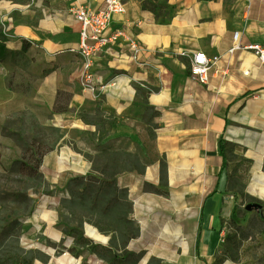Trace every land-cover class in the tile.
<instances>
[{
  "label": "crops",
  "instance_id": "obj_1",
  "mask_svg": "<svg viewBox=\"0 0 264 264\" xmlns=\"http://www.w3.org/2000/svg\"><path fill=\"white\" fill-rule=\"evenodd\" d=\"M104 1L0 0V153L11 145L3 133L5 127L12 133L11 117L19 111L5 77L15 72L35 78L32 102L45 112L40 125L66 131L42 157L47 184L98 175L80 149L81 137L90 136L92 148L111 144L115 154L126 141L144 164L142 172L124 171L121 164L113 174L138 228L117 253L140 254L137 264H214L237 204L221 171L220 138L233 145L238 161L248 162L244 193L264 204V66L251 51L229 53L234 33L241 46L264 47V0H118L124 11L111 16L112 28L126 26V38L140 50L132 53L123 40L95 58L92 72L100 89L92 94L81 85L82 59L67 51L76 48L80 31L69 10L98 9ZM196 53L217 57L206 85L184 62ZM96 106L112 118L103 140L78 116ZM28 223L47 264H107L83 250L69 254L73 239L62 231L53 197L38 202ZM93 229L84 224L82 232L96 246L110 247L116 239L115 231L104 230L112 236L102 241Z\"/></svg>",
  "mask_w": 264,
  "mask_h": 264
},
{
  "label": "rangeland",
  "instance_id": "obj_2",
  "mask_svg": "<svg viewBox=\"0 0 264 264\" xmlns=\"http://www.w3.org/2000/svg\"><path fill=\"white\" fill-rule=\"evenodd\" d=\"M5 83L13 93V103L15 107L19 108V111L11 117L12 133L7 127H5L3 133L5 138L11 137V145L1 147L0 210H2L3 216L8 221L14 219V213H25L19 215L21 218L18 227L20 246L25 251H38L37 247L34 246L38 240V233H35L28 221L34 218L38 202L45 197H53L57 203L58 220L61 226L78 227L82 231L84 224L92 226L90 222L94 223L101 220L106 225L118 228L117 216L119 217L122 211L121 214L119 209L117 213L115 212L116 214L106 215L103 213V208L107 203L104 196H101L104 192L98 189L97 183L92 185L91 189L93 194L90 196H96V202L93 206L89 204H86V206L68 204L73 196L77 199L80 185H90L91 179L101 183L108 180L105 174H110V172H104L103 169L107 163L113 164L110 153L113 154L116 151L115 146L108 144L106 146L97 145L92 148L90 136L81 137L80 149L83 155L90 159L91 166L96 169L98 175L96 177H83L81 180L62 178L53 187L44 180L39 166L38 172L42 177V184L41 186L38 185L36 177L29 176L27 170L24 171L20 164H35L39 154L44 153L46 155L51 149L55 148L66 134V131L40 125L45 112L32 102L35 78L23 77L13 72L5 77ZM94 109L92 108L89 113L84 115L86 120L92 121ZM78 116H83V113H79ZM122 146L123 153L121 157L118 155V158H121V163L126 160V162L133 161L136 155L140 156L136 152V148L131 149L126 141L123 142ZM85 149L88 151L84 153ZM117 151L119 152V150ZM126 162H124V165ZM10 194L25 195L32 202L27 204L24 200H15L8 196ZM119 203L122 204V201H119ZM260 206L259 219L255 210L246 211L244 205L235 207V216L232 222H228L226 225L224 242L220 247L224 254H218L223 263L226 261L230 264H264V204H260ZM24 238L28 239L27 242L21 241ZM225 238H227L226 242ZM55 252L56 256H60L59 250Z\"/></svg>",
  "mask_w": 264,
  "mask_h": 264
},
{
  "label": "trees",
  "instance_id": "obj_3",
  "mask_svg": "<svg viewBox=\"0 0 264 264\" xmlns=\"http://www.w3.org/2000/svg\"><path fill=\"white\" fill-rule=\"evenodd\" d=\"M143 8L154 10L155 7L149 5H143ZM5 39L0 30V63L3 60L5 54L4 48ZM186 63L187 69L189 71V63L188 61H184ZM57 96V101H58ZM81 122L85 124H92L96 127L98 132V140H103L106 136L105 127L112 123V118L110 116L104 115L96 106L94 109V114L92 117V121H88L85 119V116L79 117ZM108 121V122H107ZM218 151L219 155L222 159L221 171L225 170L227 172V191L231 192L234 196L235 202L237 203L235 207L238 206H246V205H260L261 203L251 199L244 193L245 184L247 181V168L248 162L244 160H237V157L234 155L233 145L224 141L222 138L218 141ZM123 151L120 153H110L112 158V163H107L103 169L104 172H108V170L112 169L114 172L112 174H105L108 180L105 182H97V180L90 181V185L82 186L80 185L78 197L76 199L75 196L72 197L71 201L68 204L86 206V204L94 205L96 200L95 197H92V185L95 183L98 184V189L104 192L103 195L106 200V206L103 208V213L109 215L111 213H117L118 209L122 211V214L118 217L117 221L119 227H111L102 223L101 220H97L92 223V226L100 229V230H113L116 232V239L112 243L110 247L105 246H96L89 242L83 235V232L78 227H63L62 231L66 237L73 239L74 247L69 249L68 252L72 256H77L79 254L78 250L86 251L92 255H94L98 260L104 261L107 264H137L141 255H135L132 253H125L123 256L117 253L119 250H123L127 243L137 237L138 228L135 223L129 218L131 213V203L127 198L126 190H117L115 187L113 174L115 173V168L119 171L122 164V169L124 171H137L142 172L143 161L140 160V156H134L133 161L121 163V158H118V155L121 157ZM112 154V155H111ZM44 153L39 154L38 160L35 164L29 165L28 163L20 164V166L25 170H27L29 176L32 175L36 177L38 185L42 184V177L38 172V168L41 164L42 157ZM123 160V157H122ZM119 162V164H118ZM233 166L231 171L228 172L229 167ZM96 172V169L93 168ZM113 178V180L111 179ZM81 180V178H77ZM77 180V181H79ZM165 180V164L161 163V181ZM148 189V188H147ZM151 190V189H149ZM15 200H24L28 203L32 201L27 196H20L18 194H10L8 195ZM79 201V202H78ZM122 201V204L119 203ZM93 210V209H91ZM257 213V218L259 219V209H253ZM115 213V214H116ZM24 215L25 213H14L15 217L13 220L8 221L6 217L3 216L2 210H0V264H34L35 261L41 262L42 264H47L49 261V257L44 255L39 251H25L19 244V233L18 227L20 226L19 220L21 219L19 215ZM233 219L229 222L231 223ZM116 224V225H118ZM227 238H225L226 242ZM224 242V241H223ZM221 253L217 252L216 261L214 264H222L223 261L219 259V255L224 254V251L220 248ZM219 254V255H218ZM122 256V258H121Z\"/></svg>",
  "mask_w": 264,
  "mask_h": 264
},
{
  "label": "built area",
  "instance_id": "obj_4",
  "mask_svg": "<svg viewBox=\"0 0 264 264\" xmlns=\"http://www.w3.org/2000/svg\"><path fill=\"white\" fill-rule=\"evenodd\" d=\"M69 11L80 24V31L76 48L67 51L77 54L82 59L81 85L85 90L94 94L100 88H97L92 72L93 60L105 51L118 47L123 40L126 41L127 47L134 54L140 50V45L135 40L126 38V26L120 25L112 28L111 16L124 11L123 4L118 0H105L103 6L98 9L75 6L71 7ZM109 29H111L110 33L106 34ZM238 50L251 51L259 63L264 66V47L259 44L241 46L238 41V33H234L233 46L229 53ZM216 61L217 57L208 58L203 53H196L190 59L189 72L200 84L206 85L210 70ZM223 240L221 239V244ZM217 252L221 253L220 248Z\"/></svg>",
  "mask_w": 264,
  "mask_h": 264
},
{
  "label": "bare ground",
  "instance_id": "obj_5",
  "mask_svg": "<svg viewBox=\"0 0 264 264\" xmlns=\"http://www.w3.org/2000/svg\"><path fill=\"white\" fill-rule=\"evenodd\" d=\"M93 232H95V234L97 235V237H99L102 241H105L106 239H111L112 234L104 231V230H100V229H93Z\"/></svg>",
  "mask_w": 264,
  "mask_h": 264
},
{
  "label": "water",
  "instance_id": "obj_6",
  "mask_svg": "<svg viewBox=\"0 0 264 264\" xmlns=\"http://www.w3.org/2000/svg\"><path fill=\"white\" fill-rule=\"evenodd\" d=\"M261 206L260 205H251V204H249V205H246L244 208H245V210L246 211H251V210H253V209H259Z\"/></svg>",
  "mask_w": 264,
  "mask_h": 264
}]
</instances>
